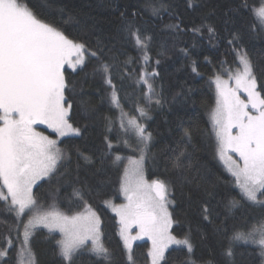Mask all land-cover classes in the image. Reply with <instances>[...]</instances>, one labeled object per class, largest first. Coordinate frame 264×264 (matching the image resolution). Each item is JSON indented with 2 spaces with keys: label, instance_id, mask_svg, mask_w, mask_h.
<instances>
[{
  "label": "trees",
  "instance_id": "16d2710c",
  "mask_svg": "<svg viewBox=\"0 0 264 264\" xmlns=\"http://www.w3.org/2000/svg\"><path fill=\"white\" fill-rule=\"evenodd\" d=\"M242 4L258 7L260 0H191V6L189 0H29L38 18L114 65L112 83L120 96L117 107L110 101L112 88L95 71L101 61L91 56L79 69H65L66 105H72L69 122L80 132L61 138L63 159L52 175L37 183L34 195L40 208L67 214L91 206L101 216L104 243L111 254L105 259L82 249L72 264H130L120 223L107 201L122 200L124 169L115 157H137L141 149L148 179L162 180L169 187L173 233L189 237L199 262L264 264L259 247L251 242H233L234 255H225L233 227L243 225L239 230L247 231L248 225L264 220V206L241 199L235 177L216 155L210 117L217 102L213 79L240 67V52L247 53L258 91L264 93V30ZM152 6L160 9L158 14H153ZM208 26L215 31L209 32ZM130 28L139 29L142 39L151 37L146 41L147 62L144 51L129 37ZM153 71L158 75L150 76L149 82L155 95L148 103L140 77ZM138 107H144L147 116H140ZM121 109L127 114L123 127ZM128 118L151 133L146 148ZM185 129L191 138L184 135ZM180 152H184L182 163L175 167ZM77 190L83 200L75 195ZM232 199L239 203L230 208ZM204 205L208 213L203 212ZM19 225L9 202L0 200V249L8 252L0 256V264H18ZM58 240V233L45 228L32 232L30 248L36 264H65ZM134 244L135 264H148L150 243ZM166 253L162 264H182L188 256L184 245Z\"/></svg>",
  "mask_w": 264,
  "mask_h": 264
},
{
  "label": "snow or ice",
  "instance_id": "6c2138e0",
  "mask_svg": "<svg viewBox=\"0 0 264 264\" xmlns=\"http://www.w3.org/2000/svg\"><path fill=\"white\" fill-rule=\"evenodd\" d=\"M241 7L248 8L253 18L264 27V0H260L258 7L249 8L247 4ZM159 10L156 6L151 7L153 14H158ZM167 27L178 28L179 25ZM208 31L215 30L208 26ZM129 37L144 51L143 59L147 62L146 41H150L151 37L142 39L139 29L133 31L131 28ZM88 56L101 61L95 71L112 88L110 101L118 107L120 96L112 83L114 65L102 61L99 52H92L86 44L69 39L64 32L38 18L29 7V0H0V200H10L18 218L36 206L32 192L36 180L53 173L63 159L58 141L37 132L34 125L47 124L61 136L68 132H80L69 122L72 105H66L67 85L63 69L65 64L72 68L83 65ZM238 59L242 71L230 77L235 81V87H231L228 80L216 77L217 102L211 120L218 155L236 178L241 199L264 206V199H261L264 197V93L258 91L257 78L247 53L240 52ZM156 75L158 73L153 71L140 77L141 85L147 89L145 98L148 103L155 95L149 79ZM241 90L247 94L246 99L241 98ZM155 103L160 101L157 99ZM138 112L142 117L147 116L144 107H138ZM126 115L121 109V127ZM128 123L134 127L146 148L151 133L146 132L145 126L135 118H128ZM184 135L191 138L192 133L185 129ZM111 146L108 142V147ZM229 153H235L237 158ZM183 156L184 152L176 156L175 167L181 165ZM121 159L119 155L115 157L116 161ZM143 164L144 151L141 149L138 159L129 160L122 177L121 189L128 203L114 207L120 216V234L127 250V260L135 264L131 241L139 237L130 236L129 229L131 224H137L140 232L152 239V248L148 253L151 264H162L166 250L173 244L187 248L188 256L182 264H214L210 260L199 262L195 258L193 244L187 235L178 238L172 234L170 229L174 221L168 209L171 203L168 199L169 187L162 180H146ZM75 195L83 200L79 190L75 191ZM238 203L232 199L228 205L232 208ZM208 211L207 205H204L203 212ZM205 219H208L207 215ZM38 225L62 234L56 243L58 254L65 264H72L74 256L89 241L92 244L90 251L97 256L108 259L111 255L101 239L100 218L91 206H87L86 213L72 216L55 210L35 212L23 225V241L17 256L26 254V258L20 259L18 264H36L30 239ZM240 227L244 226L233 227L225 255L232 257V243L243 241L257 245L259 255L264 258V220L248 225L247 231L239 230ZM7 255L6 249H0V256Z\"/></svg>",
  "mask_w": 264,
  "mask_h": 264
},
{
  "label": "rangeland",
  "instance_id": "374dc122",
  "mask_svg": "<svg viewBox=\"0 0 264 264\" xmlns=\"http://www.w3.org/2000/svg\"><path fill=\"white\" fill-rule=\"evenodd\" d=\"M263 28V30H264V27H262ZM70 39V38H69ZM81 43V42H80ZM90 56H88L87 58H86V60H85V62L87 61V59L89 58ZM84 65V64H83ZM80 66H82V65H77L76 66V68H72L70 65H68V64H65V66H64V69H63V71H64V76H65V69L66 68H70V69H72V70H77V69H79L80 68ZM238 71H242V65L240 64V67H238L235 71H230L229 73H227L226 75H219V77L222 79V80H228L229 81V85L231 86V87H235V81L233 80V79H230V77H232V76H234ZM65 80H66V76H65ZM213 81H214V87H215V91H216V94H217V88H216V78H214L213 79ZM240 95H241V98L242 99H246L247 98V94L246 93H244L242 90H241V93H240ZM216 101H217V99H216ZM215 109V108H214ZM213 109V110H214ZM213 110H212V112H213ZM69 113H70V111H69ZM211 117V116H210ZM211 123H212V120H211ZM73 125V124H72ZM73 127H75V128H78V127H76V126H74L73 125ZM34 128H35V130L37 131V132H39V133H42L43 135H45V136H48L49 138H51V139H55V140H57L58 141V146H59V148L61 149V146H60V142H61V138L62 137H64V136H66V135H72V134H78V133H74V132H68L66 135H64V136H61V135H59V133H57L53 128H50L47 124H43V123H38V124H36V125H34ZM214 131H215V129H214ZM215 133V132H214ZM216 140H217V138H216ZM216 144H217V141H216ZM62 151V150H61ZM62 153H63V151H62ZM230 155H232L233 156V158L235 159V158H237V155L235 154V153H229ZM216 155H218V150L216 151ZM139 158V156H137V157H132V158H130V159H138ZM130 159H121V160H119V161H122V165H123V169H125L126 167H128V165H129V160ZM218 159H219V161H220V163L222 164V165H224L225 166V168L227 169V171L232 175V173L228 170V168H227V166L225 165V163H224V161L219 157V155H218ZM143 169H144V176H145V178H146V180H148L149 182H151V181H153V180H151V179H148V177H147V173H146V168H144V164H143ZM50 175H52V173H50L48 176H43V177H40L39 179H37L36 180V182L34 183V185H33V188H32V192H33V195H34V188H35V186L37 185V183H39L40 181H42V179H45V178H47V177H49ZM123 175H124V173H123ZM123 177V176H122ZM235 181H236V178H235ZM235 184H236V182H235ZM236 186H238L237 184H236ZM239 188V187H238ZM120 191H121V196H122V200L121 201H118V202H116V201H114V200H109V201H107L108 202V204H109V207L111 208V210L113 211V212H115L116 213V215H117V218H118V222L120 223V216H119V214L114 210V207H118V206H120V205H125V204H127L128 203V201H127V198L125 197V195H124V193H123V191H122V189H120ZM34 198H35V195H34ZM263 198V197H262ZM261 198V199H262ZM35 200H36V198H35ZM9 202V205H10V200L8 201ZM10 207L14 210V207L13 206H11L10 205ZM92 209V208H91ZM168 209H169V205H168ZM59 211V212H61V213H63L61 210H59V209H56V208H54V209H42V208H40L39 207V205H37V202H36V206H35V208L33 209V210H26V212H25V214L22 216V217H19V220H20V225H19V227H18V230H19V238H20V245H21V242L23 241V225L24 224H26L27 222H28V220L32 217V215L35 213V212H39V213H44V212H50V211ZM87 210V209H86ZM86 210L85 211H82V212H75V214H77V213H86ZM98 216H99V218H100V233H101V239H102V242H103V245L106 247V245H105V243H104V237H103V234H102V221H101V216H100V214L98 213V212H96L94 209H92ZM15 211V210H14ZM170 211V210H169ZM171 212V211H170ZM64 214H66V215H69V216H72V215H75V214H67V213H64ZM173 225V224H172ZM38 228H45V229H47L48 231H50L47 227H45V226H43V225H38L35 229H33V231H35L36 229H38ZM120 229H121V223H120ZM120 229H119V234H120ZM170 231L172 232V234L173 235H175L174 233H173V231H172V226H171V229H170ZM50 232H52V233H58L59 234V236H60V239L62 238V234L57 230V231H50ZM129 235L130 236H132V237H139V238H137V239H133L132 241H131V244H132V251H133V247H134V243H136V242H140L141 240H146V241H148V243H150V248H149V251H150V249L152 248V239H151V237L150 236H147V235H143L141 232H140V228H139V226L137 225V224H131V227H130V229H129ZM176 236V235H175ZM177 237V236H176ZM179 238V237H178ZM121 239H122V242H123V244H124V240H123V238L121 237ZM173 246H176V245H170L169 247H168V249L169 248H171V247H173ZM91 247H92V244H91V242L89 241L82 249H86V250H89L90 251V249H91ZM124 247H125V244H124ZM107 248V247H106ZM82 249H80V250H82ZM167 249V250H168ZM125 250H126V248H125ZM167 250H166V252H167ZM91 252V251H90ZM126 252H127V250H126ZM165 252V256H166V253ZM93 253V252H92ZM149 253V252H148ZM93 254H95V253H93ZM96 255V254H95ZM97 256V255H96ZM23 258H26V254L24 255V256H19V260L20 259H23ZM163 262V261H162ZM148 264H151V257L149 256V263Z\"/></svg>",
  "mask_w": 264,
  "mask_h": 264
}]
</instances>
